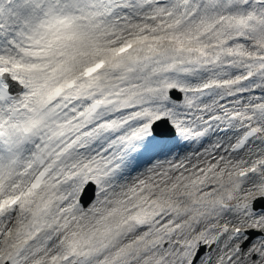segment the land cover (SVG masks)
<instances>
[{
    "label": "snow or ice",
    "instance_id": "1",
    "mask_svg": "<svg viewBox=\"0 0 264 264\" xmlns=\"http://www.w3.org/2000/svg\"><path fill=\"white\" fill-rule=\"evenodd\" d=\"M0 264H264V0H0Z\"/></svg>",
    "mask_w": 264,
    "mask_h": 264
}]
</instances>
